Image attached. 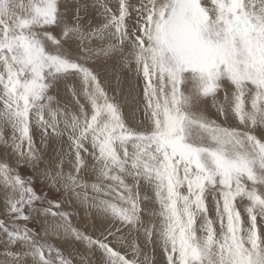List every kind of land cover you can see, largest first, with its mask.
<instances>
[{
  "label": "snow or ice",
  "instance_id": "1",
  "mask_svg": "<svg viewBox=\"0 0 264 264\" xmlns=\"http://www.w3.org/2000/svg\"><path fill=\"white\" fill-rule=\"evenodd\" d=\"M0 264H264V0H0Z\"/></svg>",
  "mask_w": 264,
  "mask_h": 264
},
{
  "label": "rangeland",
  "instance_id": "2",
  "mask_svg": "<svg viewBox=\"0 0 264 264\" xmlns=\"http://www.w3.org/2000/svg\"><path fill=\"white\" fill-rule=\"evenodd\" d=\"M101 71H102V70H101ZM102 75H103V71H102ZM123 106H128V104H124ZM126 115H127V114H126ZM73 223H74V224H75V223L77 224L75 218L73 219ZM156 258H157L158 261H160V260L162 259V255H161V253L159 252V250H157Z\"/></svg>",
  "mask_w": 264,
  "mask_h": 264
},
{
  "label": "crops",
  "instance_id": "3",
  "mask_svg": "<svg viewBox=\"0 0 264 264\" xmlns=\"http://www.w3.org/2000/svg\"><path fill=\"white\" fill-rule=\"evenodd\" d=\"M123 107H124V112H125V114L128 115V114L130 113V111H131L129 105H128V106H123ZM127 110H128L129 112H128ZM126 111H127V112H126Z\"/></svg>",
  "mask_w": 264,
  "mask_h": 264
},
{
  "label": "bare ground",
  "instance_id": "4",
  "mask_svg": "<svg viewBox=\"0 0 264 264\" xmlns=\"http://www.w3.org/2000/svg\"><path fill=\"white\" fill-rule=\"evenodd\" d=\"M127 111H128V110H127ZM127 111H126V112H127ZM128 112H129V111H128ZM75 219H76V218H75ZM76 222H77V219H76ZM75 224H76V223H75Z\"/></svg>",
  "mask_w": 264,
  "mask_h": 264
}]
</instances>
